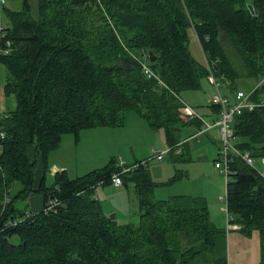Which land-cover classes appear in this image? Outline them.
Instances as JSON below:
<instances>
[{
  "label": "trees",
  "instance_id": "trees-1",
  "mask_svg": "<svg viewBox=\"0 0 264 264\" xmlns=\"http://www.w3.org/2000/svg\"><path fill=\"white\" fill-rule=\"evenodd\" d=\"M34 1L36 13L31 0L1 10L11 51L0 56V67L11 106L0 116V264H227L218 256L226 232L211 222L206 202L154 199L158 184L144 165L120 175L123 185L133 184L139 222L119 224L105 214L93 190L112 185L113 174L121 171L115 159L74 180L56 172L48 188L43 179L38 193L44 205L49 199L59 204L16 227L6 223L27 211L17 203L32 192L29 146L46 172L48 155L63 136L77 139L84 130L121 127L131 111L163 131L174 148L180 129L191 122L181 94L201 89L207 65L224 95L242 90L250 102L263 104L235 116L232 128L239 151L264 158V0ZM191 36L203 62L189 50ZM145 58L162 85L144 74ZM211 109L218 114V107ZM230 169V224L247 238L258 233V264H264V179L234 155ZM5 195L10 201L4 205Z\"/></svg>",
  "mask_w": 264,
  "mask_h": 264
},
{
  "label": "rangeland",
  "instance_id": "rangeland-1",
  "mask_svg": "<svg viewBox=\"0 0 264 264\" xmlns=\"http://www.w3.org/2000/svg\"><path fill=\"white\" fill-rule=\"evenodd\" d=\"M32 1L33 12L36 13V1ZM19 5V0H5L6 7H16ZM189 50L194 59L197 61L203 62V55L201 50L196 42L195 37H190L189 42ZM5 71L2 67H0V109L5 110V101L3 95V83H4ZM216 94L214 88L208 83L207 80H203L201 82V89L196 91H186L181 94V100L186 105L190 107H194L200 115L204 114L206 110L208 100L212 99V97ZM9 104V100L7 102ZM183 105V104H182ZM133 120L139 121L146 127L148 132H141L139 128L134 125ZM148 125L145 121L140 119L134 112L128 111L124 113L123 126L120 129H107V128H93L84 130L80 133L77 139L70 135H65L61 138V142L59 144L58 149L53 150L49 153L47 159V169H46V179L45 186L51 187L54 182V172H52V165L56 164L60 168V172L65 174L67 180H74L81 176L90 173L93 170L102 169L111 159L126 160L127 155L131 154L133 151L137 152L138 146L141 149L142 153H146V159L142 161H147L149 163V171L155 175V168L161 167V173L169 174L163 170L164 167H170L172 164L170 160L172 156L170 154L164 156V160L162 161V165L156 161L154 158L157 153H162L167 150V144L165 138L163 137V132L159 131L155 133L154 131H150L148 129ZM217 142V140H215ZM194 142V141H192ZM191 142V143H192ZM219 142L212 144V154L216 155V148ZM151 151V152H150ZM133 152V153H134ZM211 157V156H210ZM205 161V159H203ZM202 160V161H203ZM207 161V160H206ZM205 161V162H206ZM208 162L212 163V158L208 159ZM207 163V162H206ZM177 168L179 165L176 166ZM254 167L259 171V173L264 172V167L261 165L259 160H256L254 163ZM183 170V168H181ZM180 170V171H181ZM172 171V170H171ZM170 171V172H171ZM179 171V170H178ZM184 171V170H183ZM230 180V178H228ZM223 176H221L218 180V189L216 191V199L209 200L211 204V212L213 215H217L215 220L218 222L219 217L224 219L225 224H227V213H226V203H225V195H226V183L228 182ZM194 183V181H191ZM190 182V184H192ZM197 183V184H196ZM198 181H195L193 185L196 184L198 186ZM192 185V186H193ZM182 186V185H180ZM175 185L173 187H163L157 191V197L161 196L164 199H167L168 195L171 193H180L179 191H184V186L180 187ZM98 201L101 203L104 212L106 214V210L110 207H117L113 203L112 193L115 191L112 186H98ZM211 188V187H210ZM20 189V185H16L11 190V196L18 192ZM123 190V189H120ZM17 207L19 209H27L29 206V198L25 200H20L17 203ZM221 218V219H222ZM130 219V218H129ZM220 219V220H221ZM139 219L132 220V223H138ZM122 222L119 221V224ZM223 225V224H222ZM229 228V227H228ZM227 235L224 241V247H220L218 251V256H224L228 264H258L260 260V251H259V235L258 233H253L251 237L247 239H243L242 241H238L237 234H232L230 236L229 231H227ZM231 237V242L228 240V237ZM16 241V239H13ZM206 264H214V263H206Z\"/></svg>",
  "mask_w": 264,
  "mask_h": 264
},
{
  "label": "crops",
  "instance_id": "crops-1",
  "mask_svg": "<svg viewBox=\"0 0 264 264\" xmlns=\"http://www.w3.org/2000/svg\"><path fill=\"white\" fill-rule=\"evenodd\" d=\"M4 101H5L4 102L5 107H7L8 101L7 100H4ZM209 101L210 100H208V103H207L208 105L206 107V110L204 111V114L202 115H200V113L194 107L192 108L196 111V113L203 120H206L207 122H212L216 119V115L213 113L211 109V104ZM182 104H185V103L182 102ZM10 106H11V103L9 102V107ZM4 111L5 110L0 109L1 113H3ZM189 120L191 122L189 121L190 123H188L182 129H180L181 139L177 145H180L181 153L175 154L174 152L171 151L170 153L165 154V155L170 154L172 156L170 160V163L172 164L170 167L172 168L171 169L168 167L163 168V170L166 172H169V174L161 173V167H156L155 168L156 173L155 175H153V173L149 171V163L147 161H142L147 158L146 157L147 155L146 153L141 152L142 148H140L139 146L137 148V152L133 151L134 153L132 152L131 154H128L127 155L128 159L124 161L128 165L137 164L138 162H146L144 167L148 170L152 181L158 184V186L154 189V192H153L154 199L166 200L164 199V197H161V196L157 197V191L160 189H163V187L167 188V187H173L175 185H178V186L182 185L180 187H184V186L191 185L188 188L185 187L184 191H179L180 193H171V195H168V197L166 198L168 199L174 196H190V197L202 198L207 204L210 220L217 228L224 230V228L226 227L227 231H229L230 236L232 234H237L238 237H240L237 239L238 241L247 239V237H244L238 232L239 227L237 225L233 224V228H228L227 224H225L224 219L222 217H221L222 219L219 217V220L217 222L215 220L217 215L212 216L213 214L211 212L212 204L209 201L207 202L208 198H210L209 200L216 199V191L217 192L219 191L218 180L221 177V175L219 174L217 170L214 169V166H213L214 162L217 160V152L220 147L218 129L213 128L205 133L199 134V130L202 127V122L198 119L189 118ZM133 123L134 125H136L137 128L141 129L140 130L141 132H148V130H146V127L143 124H141L139 121L137 122L136 120H133ZM121 127L109 128V129H120ZM103 128H106V127H103ZM148 129L150 131H154L150 127ZM154 132L158 133L159 131H154ZM163 137H164V133H163ZM215 140H217L219 144L217 147H215L216 155H213L211 151H212L213 142L217 143ZM168 148L169 147L167 146V149ZM28 156L31 161L35 162V168L33 171L32 192L27 195L26 199L29 198L30 208H28V211L31 214L35 215L43 211V207H44L43 195L38 193V189L43 179L45 183L46 172L44 171V164H43L42 158L40 156L38 157L35 156V150L32 145L28 147ZM164 156L161 160L159 161L156 160L157 162L160 163V165H162ZM210 158H212V163L208 162V159ZM203 159H205V161L207 160L206 161L207 163ZM177 165H179L178 168L176 167ZM181 168H183L184 171L181 170ZM52 172L54 173L60 172V168L58 167V165L56 164L52 165ZM191 181H194V183L195 181H198L200 183H198V186H196L197 183L193 185L194 183H192ZM190 182L192 184H190ZM110 186H112L113 189L115 190L112 193L113 203L115 206H119L120 208L109 206L110 208L106 210V214L112 215L117 221V223L121 221L122 222L121 224H134L132 223V220L134 219L136 220V218L139 219V213H138L137 197L133 191V184L132 183L128 185L122 184L119 187H115L113 185H110ZM97 188L99 187L97 186L93 190V198L96 200L98 199L97 193H100ZM120 189H123V190H120ZM96 191L98 192L96 193ZM224 231L226 232V230ZM226 235H227V232H226ZM228 238H229L228 240L231 242V237H228Z\"/></svg>",
  "mask_w": 264,
  "mask_h": 264
},
{
  "label": "built area",
  "instance_id": "built-area-1",
  "mask_svg": "<svg viewBox=\"0 0 264 264\" xmlns=\"http://www.w3.org/2000/svg\"><path fill=\"white\" fill-rule=\"evenodd\" d=\"M5 5V0H0V56L7 55L11 49L10 43L5 38L4 25H3V17H2V6ZM148 60L145 58L142 62V70L147 78H155L158 80L156 75L150 70L147 65ZM209 70V76L207 78L208 83L214 88L216 94L210 99V104L219 108L218 114L216 115V119L212 122H207L203 120L196 111L186 105L183 104V111L190 119H198L202 122V127L199 130V134L205 133L213 128L218 129L220 147L217 152V160L214 162V169L219 172L221 176H223L226 180L233 175V171L230 169V161L231 156H237L241 158L247 165L254 167V160L248 152H241L235 147L236 138L233 134V121L235 116L240 115L244 110L251 111L253 108L258 106H263V104H255L249 101V94H245L242 90L236 91L232 97H228L223 94L221 85L215 80L213 74L211 73V68L207 65ZM159 81V80H158ZM159 84L162 85V82L159 81ZM2 113L0 112V116ZM5 138V133L1 129L0 126V152L2 150V140ZM174 152L175 154L181 153L180 145H177L174 148H168L165 152L157 153L154 157L156 160H161L163 156L167 153ZM261 165L264 167V158L259 160ZM146 162H141L139 164L128 165L124 160L117 161L116 165L121 169L120 173H115L112 176L111 183L115 187H119L122 185V180L120 175L123 173H129L135 170L139 165H145ZM262 178L264 179V172L260 173ZM10 199L7 195H5L3 204L9 203ZM59 204L57 199H49L44 207L43 211L48 212L52 210L55 206ZM33 216L29 211H25L24 215L21 218L9 220L6 223L7 227H16L22 224L24 221L30 219ZM232 218L228 215L227 222L228 227L233 228L230 224Z\"/></svg>",
  "mask_w": 264,
  "mask_h": 264
},
{
  "label": "water",
  "instance_id": "water-1",
  "mask_svg": "<svg viewBox=\"0 0 264 264\" xmlns=\"http://www.w3.org/2000/svg\"><path fill=\"white\" fill-rule=\"evenodd\" d=\"M248 9H249V11H250L251 14L254 13L253 8H252L251 5H248ZM148 60H149L150 63H153L156 60V58L153 57V54H152L151 51L148 52Z\"/></svg>",
  "mask_w": 264,
  "mask_h": 264
}]
</instances>
